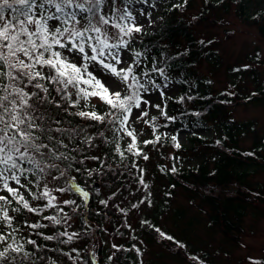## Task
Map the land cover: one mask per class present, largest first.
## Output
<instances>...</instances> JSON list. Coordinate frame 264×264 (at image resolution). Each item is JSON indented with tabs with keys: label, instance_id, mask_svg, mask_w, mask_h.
I'll return each mask as SVG.
<instances>
[{
	"label": "snow or ice",
	"instance_id": "snow-or-ice-1",
	"mask_svg": "<svg viewBox=\"0 0 264 264\" xmlns=\"http://www.w3.org/2000/svg\"><path fill=\"white\" fill-rule=\"evenodd\" d=\"M158 7L157 0H0V264H123V253L142 255L135 244L112 243L101 257L96 238L108 228L92 220L103 213L111 225V209L128 216L116 202L122 189L134 197L131 209L151 207L140 161L169 138L182 146L160 131L175 121L167 111L172 57L150 55L143 42ZM185 99L194 97L178 102ZM94 178L115 190L97 199ZM141 226L186 249L149 221Z\"/></svg>",
	"mask_w": 264,
	"mask_h": 264
},
{
	"label": "rangeland",
	"instance_id": "rangeland-1",
	"mask_svg": "<svg viewBox=\"0 0 264 264\" xmlns=\"http://www.w3.org/2000/svg\"><path fill=\"white\" fill-rule=\"evenodd\" d=\"M157 3L159 7L152 10L153 22L150 26L145 24V34L158 32L168 17V9L174 3H182V0H157ZM202 12L206 16H202ZM176 13L187 21L199 17L200 21L193 23L196 37L207 43L211 41L208 44L219 55L218 67L205 58H201L195 66L197 74L210 78L214 92H229L236 88L243 98L264 95V36L260 32V25H264V0H223L219 4L218 0H187V4L182 9H177ZM257 52L260 53L259 59L256 58ZM246 65L249 67L245 70ZM237 68L240 71H234ZM232 82H236L235 87H231ZM170 88L175 89L173 95L179 91L177 83L170 85ZM262 98L241 100L230 107L232 119L241 124L236 145L242 150L253 148L254 144L262 142L264 138V97ZM188 105L190 106V102ZM162 122L164 120L160 117L158 123ZM160 131L169 136L178 135L181 145L186 148L198 135L212 138L221 133L220 127L215 124L202 130H190L172 123L167 128L162 127ZM162 145L149 150V161L140 163L146 170L147 183L152 192V206L144 209L141 205L140 209H131L130 202H135L134 197L128 196L126 191L123 195L120 194L117 199L121 207L129 210V214L116 221L123 236L106 224L108 232L105 237L109 249L112 243L123 244L132 240L142 252L134 264H191L185 251L203 257L209 264H250V258L264 262V165H243L248 169L245 185L250 188L251 193L244 202L245 214L239 230L234 231L233 237H228L219 227L211 226V207L198 195L195 196L181 185L172 187L167 191L170 193L166 194L163 186L168 182L159 171L155 174L151 172L157 163L167 168L173 165L190 168L204 159L208 160V165L212 168L214 156L221 152L207 144H197L196 150L190 152L189 149L177 150L172 143ZM229 145L232 144L229 142ZM257 154H264V151ZM135 189L136 185H133L131 190L135 192ZM108 192L104 190V195ZM122 196H127V199L121 202ZM164 196L168 197L167 203H163ZM161 205L167 208H161ZM155 210L160 212L156 217V226L184 244L186 250L178 252L175 244L155 237L150 228L146 233L141 230V221L152 218ZM151 220L149 223L153 224ZM125 221L132 226L131 230L121 226ZM133 235L137 239L133 240ZM156 235L158 236L157 233Z\"/></svg>",
	"mask_w": 264,
	"mask_h": 264
},
{
	"label": "trees",
	"instance_id": "trees-1",
	"mask_svg": "<svg viewBox=\"0 0 264 264\" xmlns=\"http://www.w3.org/2000/svg\"><path fill=\"white\" fill-rule=\"evenodd\" d=\"M176 12L177 9L168 11V17L158 32L143 35L144 47L149 49L150 55H158L160 52H165L172 57L170 60V75L173 77L174 82L171 85L177 83L179 91L173 95V99L167 101L168 114L175 117V121L168 122V125L178 123L180 128L190 130H202L210 126V124L219 126L220 134L214 135L212 138L196 136L189 147L181 146L180 150L186 151V149H189V152L190 150L195 151L197 144H207L221 153L214 156V166L212 168L209 167L208 160L204 159L195 167L183 168L176 166V173H172L170 168L157 163L151 172L155 174L159 171L168 182L169 185L163 186L164 190L166 189V194L170 193L167 191L172 187L181 185L195 196L198 195L202 201L211 207V226H217L226 236L233 237L234 231H238L240 228V222L245 214L244 202L251 193L250 188L245 185L248 169H245L243 165H264V154H257L260 151H264V138L261 140L262 142L254 144L253 148L249 150L240 149L236 145V141L240 133L239 127L241 124L236 123L232 119L230 107L237 105L241 100L263 99L264 95L252 96L249 99L243 98L236 88L229 92H214L210 78L197 74L195 66L201 58H205L212 65L218 67L220 64L219 55L215 48H212L207 42L201 44V39L196 37L193 23H198L200 21L199 17L192 21H187L183 16H178ZM201 14L206 16L205 12ZM260 32L264 36V25H260ZM177 53L186 54L177 57ZM236 82H232L231 87H235ZM181 96H192L194 99H185L183 103H179L178 100ZM224 100L229 102L222 103L221 101ZM189 102L190 106L188 105ZM195 113H199V115H195ZM163 123L165 121L161 124ZM217 141H219V144ZM229 142L232 145H229ZM162 143L171 144L172 142L169 138ZM247 153H253V155H247ZM150 154L148 151L149 156ZM90 187L99 191L97 199L106 198L115 190V187L107 178H94V182ZM104 190L109 191L107 195H104ZM124 193L125 191L122 189L121 192L117 193V198ZM167 198H163V203H167ZM116 202L119 203L118 199ZM90 206L93 208L94 213L97 210V206L92 202H90ZM160 207L167 208L164 205ZM159 215L160 212L155 210L154 216L148 218L147 221L152 219V223L156 224V217ZM119 218L124 219L122 214L115 209H111L112 230L118 227L116 221ZM108 219L102 213L100 217H95L92 223L96 226L97 222H101L106 226V224H109ZM147 229V227L142 226L141 230L146 233ZM152 234L155 237H159L154 231ZM96 239L100 245L101 257L110 254L105 233H98ZM123 244L125 247H131L133 242L130 240L123 242ZM174 248H172L173 251ZM187 255L189 254L187 253ZM123 256L126 257L123 264H134L138 260V257L133 252L123 253Z\"/></svg>",
	"mask_w": 264,
	"mask_h": 264
}]
</instances>
